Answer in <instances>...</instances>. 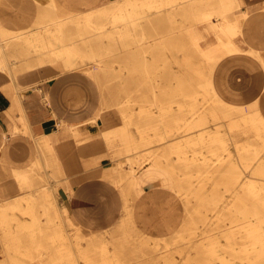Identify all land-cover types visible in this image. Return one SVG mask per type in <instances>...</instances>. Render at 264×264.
Instances as JSON below:
<instances>
[{
    "label": "rangeland",
    "instance_id": "374dc122",
    "mask_svg": "<svg viewBox=\"0 0 264 264\" xmlns=\"http://www.w3.org/2000/svg\"><path fill=\"white\" fill-rule=\"evenodd\" d=\"M129 1L68 13L53 0H10L3 11L0 0V45L10 63L7 70L16 79L84 73L89 90L86 85L85 91L74 94L76 111L89 114L90 121L101 118L103 131L113 127L120 131L114 141L105 140L117 193V202L107 209L106 229L78 228L54 193L51 203L45 202L42 192L53 180L44 171L33 170L21 204L27 207L30 202L34 209L30 214L19 208L7 211L17 219L0 224V249L5 247L0 264H223L215 248L218 238L226 243L228 229L242 222L239 217L250 214L251 208L258 207L263 214L264 196L251 193L264 190L263 157L249 165L254 152L264 153L263 121L256 112L216 99L210 81L215 60L205 56V45L193 29L223 0L195 6L189 0H156L151 8L144 4L149 0H134L135 12L130 9L134 5L127 6ZM194 112L205 114L207 126L220 131L226 147L197 140L177 147L178 141L196 139L175 129L184 120L197 118ZM163 135L168 137L162 139ZM249 178L253 186L247 185ZM147 192L180 201L183 219L170 230L144 227L136 206ZM31 215L38 218L35 237L20 225ZM260 223L264 228V221ZM32 238L36 243L30 242ZM60 243L75 253L71 262H58ZM117 245L124 247L119 261L105 251L111 250V256ZM26 247L32 255L14 251ZM7 248L16 259H8ZM233 261L264 264V257Z\"/></svg>",
    "mask_w": 264,
    "mask_h": 264
},
{
    "label": "crops",
    "instance_id": "0c3cea01",
    "mask_svg": "<svg viewBox=\"0 0 264 264\" xmlns=\"http://www.w3.org/2000/svg\"><path fill=\"white\" fill-rule=\"evenodd\" d=\"M53 1L68 13H88L108 9L120 0ZM221 3L213 8L221 10V15L193 28L205 45V56L215 60L212 88L226 105L251 110L264 119V0ZM9 4L10 0H3L2 10L9 9ZM2 47L0 204L21 200L32 183L31 172L41 170L53 180L51 194L78 228L105 230L108 206L117 202L111 181L113 160L106 150L102 119L90 121L89 114L75 108L74 94L89 90L85 74H49L46 78L31 74L16 79L7 70L10 63ZM136 212L144 227L157 232L170 230L184 215L180 201L153 192L144 195Z\"/></svg>",
    "mask_w": 264,
    "mask_h": 264
},
{
    "label": "bare ground",
    "instance_id": "6f19581e",
    "mask_svg": "<svg viewBox=\"0 0 264 264\" xmlns=\"http://www.w3.org/2000/svg\"><path fill=\"white\" fill-rule=\"evenodd\" d=\"M189 1H190L189 5L194 4V6L199 2H206V0H189ZM155 2H156V0H149V1H146L144 4L148 5L147 6L148 8H151L152 6H154ZM128 5H134L133 8L132 7L130 8L134 11V9H136L135 6L138 5V2L137 1L136 2L135 1H132V2L129 1V3H127V6ZM125 10H128V7H125ZM133 11H132V13L135 12V11L134 12ZM157 11L158 12L161 11V8H157ZM132 13H128V16H130V17L133 16ZM221 13H222L221 10H215V11L210 10L203 15V17H202L203 21L208 20L213 16L221 15ZM136 14H135V17H136ZM118 17H123V15L121 14ZM135 20H136V18H135ZM3 63H4V60L2 61V64ZM213 92H214V90H213ZM214 95H215L216 99H218L220 101V99L217 97L215 92H214ZM222 104L226 105L224 102H222ZM194 114L198 115V117L194 118L192 121L186 119V120H184V121H186L185 124L177 125L176 128L175 127L174 128L179 132H181L182 130H185V131L189 132L188 136L189 135H195L196 139L189 138L185 142L178 141L176 144L177 147H181L182 145L188 146L191 143H193V141H195V140H197L195 142H202L204 144H206L208 142L218 141L223 147H226V145H227L226 140L222 138L220 131L218 129L214 130L213 128H209L207 126L208 119H206V117L204 116L205 114L202 112L199 114H196V112H194ZM260 119L264 122L263 118L260 117ZM179 120H182V118L177 119V121H179ZM263 122H262V124L264 125ZM171 131H172V128H171ZM166 132H167V134H170V132L169 133H168V131H166ZM119 133H120V131H118L117 127L108 128L107 130L103 131V138L105 140H107V142L114 141L115 137L119 136ZM259 134H258V137L261 138V135H259ZM166 137H168V136L163 135L162 139H164ZM258 155H259L258 153L254 152V156L250 158L249 165L253 161L259 160L262 157H263L262 165H264V153H262L260 156H258ZM117 161H118V159H117ZM111 173H113V169L111 170ZM247 185H251V186L254 185L252 178H249ZM51 193L52 192L50 191V189L42 192V196H43V199L45 202L47 201V202L51 203V201H49L50 200L49 197H51ZM251 193L253 195H263L264 196V190H254V191L251 190ZM154 194H156V193H154ZM235 194H237V192ZM28 203L29 204L26 207L25 205L21 204V200H18V201H15L11 206L9 205V206H5V207H0V224L10 225V222L12 219H15V220L17 219L14 215L9 216V214L7 213V211L9 209L19 208L23 211H26V213L30 214V212H28V211H32L34 208L30 204V202H28ZM239 218L242 220V222H240L238 224H234L228 229L229 234L225 236L226 243H224L223 241H220V238H218V240L216 241L215 248H216V251L218 253V257L220 258V260L222 261L223 264H233L234 259H239V260L248 261V262H254V261L259 260V259L264 257V228L261 226V223H260L261 221H264V211L262 214V211H260L258 207H254V208H251L250 214L242 215ZM37 222H38V218L35 215H31L29 220L21 221L20 225H21L22 229H25L27 231V235H32V237H33L35 235V230L37 228ZM56 234H57L56 236H58V238L60 240H62V239L64 240L65 236L61 232L56 231ZM36 241L37 240L35 238L30 239V242L36 243ZM117 246L118 247L114 248V251L112 252L111 256L108 255V253L111 250L105 249V251H106L108 258L116 259L119 261L123 257L124 247L119 246V245H117ZM65 247H66V245L64 243H60V245L57 247V255L56 256H57V260L59 263L65 261V260H67L68 262H71V259L73 257H76L75 253L72 252V249L68 250V249H65ZM8 248L6 249V252L8 253L7 254L8 259H10V260L16 259L17 258L16 255H14L13 253L9 254L12 249H8ZM35 248L39 249L38 246ZM237 249H239V250L237 251ZM66 250H68V252H66ZM226 250L231 252V254H227ZM14 251H18V252L24 251L23 254L26 253V254L32 255L31 249L29 247H26V249L25 248L24 249L16 248ZM84 256L87 258L90 257V255H88V254H86V255L84 254ZM90 258L93 259L92 257H90Z\"/></svg>",
    "mask_w": 264,
    "mask_h": 264
}]
</instances>
